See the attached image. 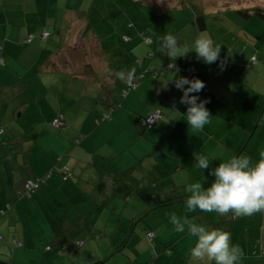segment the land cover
I'll use <instances>...</instances> for the list:
<instances>
[{
    "label": "crops",
    "instance_id": "crops-1",
    "mask_svg": "<svg viewBox=\"0 0 264 264\" xmlns=\"http://www.w3.org/2000/svg\"><path fill=\"white\" fill-rule=\"evenodd\" d=\"M0 2V264H199L190 254L197 238L175 231L173 213L230 233L244 251L239 264H264V212H189L185 202L151 211L148 198L154 180L190 196L197 183L210 186L219 163L259 161L264 22L241 11L264 9V0ZM166 34L180 45L203 37L221 48L211 65L186 56L206 85L195 93L208 101L202 130L188 127L182 92L163 73L180 58L169 60ZM133 68L144 78L123 97L115 74ZM155 111L162 119L147 128ZM194 152L208 158V170L195 166ZM66 167L71 179L61 174ZM36 179L43 182L29 197L24 184Z\"/></svg>",
    "mask_w": 264,
    "mask_h": 264
},
{
    "label": "clouds",
    "instance_id": "clouds-1",
    "mask_svg": "<svg viewBox=\"0 0 264 264\" xmlns=\"http://www.w3.org/2000/svg\"><path fill=\"white\" fill-rule=\"evenodd\" d=\"M162 47L167 50L168 58L175 61L177 58L187 56L190 52L196 53L197 60L211 65L219 59L221 48L214 47L210 38L197 37L191 46L180 45L177 38L171 34L163 37ZM220 70L226 69V63H222ZM175 70V71H172ZM167 71L172 73L169 83L182 92L179 103L187 106V111L182 114L188 127L193 130H202L209 122L210 113L205 107L207 100H201L198 95L206 85L200 79H189L178 76L180 71L175 62L169 63ZM116 77L125 84L132 86L135 79V69L117 72ZM187 86V87H185ZM175 111V103L172 109ZM181 114V113H179ZM195 166L202 170L209 169L208 158L196 152L193 153ZM214 177L210 186L204 188L201 184L190 188L191 195L186 199V208L189 212L197 209L203 212H216L226 215L231 212L234 216H251L264 212V151L260 152V159L253 164L250 157L233 156L227 162L219 163L210 171ZM169 222L174 225L175 231H187L196 237L195 246L191 249V258L199 264H239L244 256L243 249L237 244L230 243V233L221 229H212L196 224L185 216H177L173 213Z\"/></svg>",
    "mask_w": 264,
    "mask_h": 264
},
{
    "label": "trees",
    "instance_id": "trees-1",
    "mask_svg": "<svg viewBox=\"0 0 264 264\" xmlns=\"http://www.w3.org/2000/svg\"><path fill=\"white\" fill-rule=\"evenodd\" d=\"M1 1V0H0ZM0 6H1V2H0ZM241 14H243L244 15V17L245 18H247V19H249V18H252V17H257L258 19H260L262 22H264V9L263 8H255V9H252V10H243V11H241ZM200 20H202V17L200 18ZM143 38H144V41L147 43V40L148 39H150L151 40V43H147L148 45H152V42H153V38H152V35H150V34H145V35H143ZM128 39V38H127ZM129 40V39H128ZM124 41H125V39H124ZM28 44H30L31 42H28V41H26ZM127 42V41H126ZM150 57L151 56H153V53H151L150 55H149ZM171 63H174V62H171ZM258 63V60L256 59V58H254L253 60H252V66H255L256 64ZM169 64V63H168ZM167 64V65H168ZM175 64H176V66H177V68H181V69H183V71L186 73V67H189L190 65L188 64V58L186 57V56H182V57H180L179 58V60H178V62H175ZM166 65V66H167ZM165 66V67H166ZM165 67H164V69H163V73L164 72H167V69H165ZM196 69V68H195ZM196 73H197V71H196ZM196 73L195 74H193L192 76H190V77H193L194 75H196ZM187 74V73H186ZM188 76V75H187ZM136 77V76H135ZM189 76H188V78H190ZM142 80V79H141ZM140 80V81H141ZM140 83V82H139ZM127 90V84H126V87H125V89H123V91H122V96H123V92L124 91H126ZM156 112V111H155ZM154 112V113H155ZM153 114V113H152ZM151 114V115H152ZM150 115V116H151ZM150 116H148L145 120H144V126H146L147 128H151V127H154L160 120H158L154 125H152V126H148V125H146L145 124V122H146V120L150 117ZM106 118H108L109 116L108 115H106L105 116ZM63 131V130H62ZM1 134H2V132H0V136H1ZM70 173L71 175H72V177H73V173L70 171V169L68 168V167H66V168H64L63 169V172L61 173L62 174V176H63V178L64 179H71V178H67V174L68 173ZM50 176V173L48 174V177ZM27 181H29V180H27ZM26 181V182H27ZM32 181H35V182H38L39 181V186H38V188L33 192V193H28L27 192V190H26V188H25V191H26V193H27V195L29 196V197H31V196H33V194L35 193V192H37L38 191V189L40 188V186H41V184H42V182H43V179H36V180H32ZM25 182V183H26ZM152 184H153V186H152V190L154 191L151 195H148V198H149V200H150V210L151 211H153V210H156V209H158V208H162V207H165V206H169V205H172V204H175V203H181V202H186V199H187V195L184 193V192H182V191H180L177 187H174L173 185H171V184H166V185H161L160 184V181H157V180H154V181H152ZM24 187H25V184H24ZM139 189V185L137 186V184L136 185H132V186H129L128 187V190H129V192H128V195H131L133 192H135V190H138ZM135 222H131V228H130V231L128 232V234H127V236L129 237L130 236V233L133 231V229H134V227H135ZM150 233H154L155 234V232H150ZM149 234V233H148ZM156 238V234H155V237L152 239V240H150V241H153L154 239ZM126 243V242H125ZM124 244V243H123ZM62 246V245H61ZM64 246H66V245H64ZM63 248H65V247H63Z\"/></svg>",
    "mask_w": 264,
    "mask_h": 264
},
{
    "label": "built area",
    "instance_id": "built-area-1",
    "mask_svg": "<svg viewBox=\"0 0 264 264\" xmlns=\"http://www.w3.org/2000/svg\"><path fill=\"white\" fill-rule=\"evenodd\" d=\"M42 36L44 38H46L48 35L46 33H43ZM33 39V36L31 35L29 38H28V42H31ZM125 41H128L127 38H125ZM147 43H151V40L148 39L147 40ZM168 66V65H167ZM167 66L165 67V69H167ZM186 73L187 75L190 77L192 76L193 74L196 73V69L194 66H189V67H186ZM144 78V75H137L133 81V85L132 86H129L127 85V90L123 92V97L125 95H127L131 90L135 89L138 85H139V82L140 80ZM162 118V115H161V112L160 111H156L155 113H153L145 122L146 125L148 126H152L154 125L158 120H160ZM63 122L58 119L54 122V126L56 128H63ZM68 173V172H67ZM67 178H72V175L70 173L67 174ZM39 186V181L38 182H35V181H32V180H29L25 183V188L27 190L28 193H33ZM155 237V234L154 233H149L148 234V238L150 240H152L153 238Z\"/></svg>",
    "mask_w": 264,
    "mask_h": 264
},
{
    "label": "rangeland",
    "instance_id": "rangeland-1",
    "mask_svg": "<svg viewBox=\"0 0 264 264\" xmlns=\"http://www.w3.org/2000/svg\"><path fill=\"white\" fill-rule=\"evenodd\" d=\"M101 1H102V0H101ZM112 3H113V2H112ZM112 7H113V5H111V6L109 5V6H108V9H110V11H111V10H112ZM109 15H110V14H109ZM110 16H111V15H110ZM19 124L23 126V125L25 124V121H24V120L18 121V123H17L15 126H18ZM191 220H192V219H191Z\"/></svg>",
    "mask_w": 264,
    "mask_h": 264
}]
</instances>
